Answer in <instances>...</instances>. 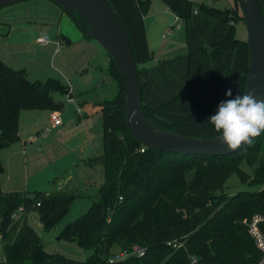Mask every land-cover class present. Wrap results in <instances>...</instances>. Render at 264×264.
<instances>
[{
  "label": "trees",
  "instance_id": "trees-1",
  "mask_svg": "<svg viewBox=\"0 0 264 264\" xmlns=\"http://www.w3.org/2000/svg\"><path fill=\"white\" fill-rule=\"evenodd\" d=\"M151 1L136 0L143 16ZM162 2L187 29L191 28L194 9L228 26L223 37L201 51L215 59L222 51L245 46V76L240 89L244 94L247 42L236 37L235 24L243 22L238 0L225 8L208 6L204 1ZM75 15L85 25L83 18ZM127 35L134 51L128 31ZM108 59L115 97L99 104L102 152L87 159L89 163L99 160L103 181L92 192L94 198L85 214L69 221L58 233L61 240L91 253L78 260L47 252L27 220L28 213L36 211L44 230L50 231L69 212L71 202L80 195L76 191L2 192L0 185V264H258L260 254L242 221L264 211V134L229 155L179 154L145 146L141 152L143 145L126 126L122 78ZM137 69L139 74L144 70L138 61ZM139 84L142 93L140 77ZM67 92L68 85L60 79L30 80L24 68H14L0 57V151L20 140L21 110H61L64 100H57L54 94L66 96ZM145 114L150 119L151 113ZM165 129L173 131L172 127ZM243 165L252 173L245 172ZM3 170L0 161V175ZM233 174L242 183L262 185V189L228 195L224 184ZM19 206L24 213L14 220L12 214ZM135 245L143 249L142 255L110 261L113 250L130 251Z\"/></svg>",
  "mask_w": 264,
  "mask_h": 264
},
{
  "label": "crops",
  "instance_id": "crops-1",
  "mask_svg": "<svg viewBox=\"0 0 264 264\" xmlns=\"http://www.w3.org/2000/svg\"><path fill=\"white\" fill-rule=\"evenodd\" d=\"M111 1L117 3L118 0ZM117 4H115L116 10L121 14L127 25L130 21L128 20L131 17L130 15L134 18V22L129 26L132 28L133 33L131 35V32H129V35L134 45L136 60L140 63V67H144L139 77L141 84L144 85L142 103L146 113H151L150 120L163 129L172 127L173 132L175 131V133L180 135L184 134L194 137H210L214 135L216 131L214 125L208 121V117L215 114L221 101L230 98L225 95L227 89H232L233 97L238 93L240 94L245 76V46L240 45L222 51L215 59H210L207 54L201 51V48L209 46L211 42L223 37L227 32L228 26L200 11L194 12L190 25L192 30L189 32L193 37L194 43L192 44V47L194 46L193 50L190 53V56L193 57L191 58L192 61L189 59L190 79H187L188 81L186 82V52L184 53L185 58L171 68L170 59L166 58V52L162 51V39L169 28L172 31L173 24L165 26V19L162 16L155 19L154 23L144 24L147 16L143 17L141 12L137 11V5H132L131 14H128L124 11L125 6L122 3ZM52 10L55 11L54 9ZM58 13L62 17H67L68 27L65 33L60 32L56 39L52 40L48 45H40L36 41L39 35L34 36L33 26L29 25L25 28H18L21 29L23 34L16 38L22 39L12 43L9 38L12 36L15 27H8L6 35L0 39V57L12 66V58H16L18 55V48L14 47L13 44L33 50L34 55L38 54L49 59L51 68L58 74V76L49 77L60 79L64 84H67V82L71 84L73 100L67 103L68 114L64 115L65 112L62 111L64 106L60 110L61 123L59 125L51 123L50 117L47 116L51 113L49 111H20V140L13 143L19 145V149H11L13 150L11 154L18 155L21 152L26 166L31 162L37 167V161L40 166H52L51 172L53 173L51 175L55 178L53 188L61 189L70 178L72 179L70 188L73 189L81 183L84 184L80 177H76L77 168L85 163L86 158L93 157L97 152L95 149L96 144H94V140L96 142L98 136L97 127L95 126L96 121L94 120L97 118H92L89 109H86L84 105L86 99L81 94L82 92L86 94L98 88L100 86L99 83L104 80L103 78H107L101 76V70L97 74L95 64L98 65V62L93 61L94 64L92 65L89 62L91 57L98 55L101 47L94 44L95 42H90V38L86 37L78 27L77 29L71 27V22H75L70 14H67L62 9ZM31 15L34 22L44 21L42 20L44 18H40L37 13ZM179 19L175 16L174 22H178ZM164 33L166 34L164 35ZM55 40L60 42L61 49L58 50ZM88 66L91 67L88 68ZM175 68H177V71L173 72L172 70ZM192 74L194 77L191 81ZM186 85H188L187 89H185ZM103 97L104 94H98L93 97L92 105H96L94 102L98 99H105ZM173 106L175 111H169L168 108ZM38 112H45L46 115L41 118L40 126L34 128L32 133L24 128L25 125L23 126L22 124V118L24 117L25 121L32 123L30 125H34V122L40 116ZM45 127L49 131L40 135V132ZM34 132L40 136L38 144L35 143ZM30 137H34V139L30 141ZM6 148H3L2 151ZM35 190L37 189L32 191Z\"/></svg>",
  "mask_w": 264,
  "mask_h": 264
},
{
  "label": "rangeland",
  "instance_id": "rangeland-1",
  "mask_svg": "<svg viewBox=\"0 0 264 264\" xmlns=\"http://www.w3.org/2000/svg\"><path fill=\"white\" fill-rule=\"evenodd\" d=\"M115 12L116 5L122 3L123 6H125V12L128 14H131L130 10L132 5H137L136 0H118L117 3L112 2L111 0H108ZM200 1V0H196ZM204 3L208 6H213L216 8H225L227 6H230L233 2V0H203ZM260 7L263 11L264 15V0H259ZM117 4V5H118ZM137 8V7H136ZM54 9L55 11H53ZM167 9V10H166ZM138 11V8H137ZM58 12H61V9L58 7V5L54 4L53 2L49 0H30L26 2H20L15 3L14 5L7 6L0 8V39H2L6 35V31L8 27H15L14 32L12 36L9 38V41L12 43L21 41L22 38H16L20 35H22L21 29H18L19 27L25 28L26 26H33L34 36H38L42 33H45L47 36H49L50 40L56 39L57 35L62 32L65 33L67 30V17H62L61 14ZM39 14L40 18H44L41 22H34L32 21L31 14ZM119 17L121 18L123 25L125 29L129 32H131V35L133 33L132 28H130V24L134 22V18L132 15L128 18L129 24L127 25L125 23V20H123L121 14L117 12ZM153 13H155L153 15ZM147 18L145 19L144 24L150 22L154 23V20L158 17H161L165 19V26L170 24H173L172 31L167 30V34L164 33L165 37L162 39V51L166 52L165 57L169 58L171 68L174 64H178V62L182 61L184 57V53L186 52V60H187V66H186V72H185V79L186 82L187 79H190L189 77V68L190 60L192 61V57L190 56V53L193 50L192 44L193 43V37L189 32L192 30L191 28L187 29L185 27L184 21L180 18L178 22H174V17L176 16L173 11H171L167 6L162 2V0H152L150 4V8L148 10V13L145 14ZM143 16V17H145ZM236 26V37L240 40H246V27L244 25V22H237L235 24ZM71 27L74 29H77L76 23L71 22ZM171 31V32H170ZM90 42H95L92 39H89ZM8 41V40H6ZM56 41V40H55ZM97 44L100 49V52L95 57H91L90 63L91 65L94 64L93 61L98 62V65L95 64V67H97V74L101 70V76H105L107 79L103 78L104 80L101 81L102 83H99L100 86L98 88L93 89L92 91L87 92L86 94H81V96L86 99L84 101V105L86 106V109H89L90 113L92 114V118L95 117L97 119H94L96 121V127L98 136L96 139V142L94 140L96 153L93 155V157H97L102 152V134H101V127L100 121H101V111H99V105H92L93 101L92 98L97 96L98 94H104L105 99H111L115 97L116 92V85L112 78L108 76V67H109V59L108 55L106 54L104 48ZM14 47L18 48V55L16 58H12V66L14 68H24L27 72V76L30 80L38 79L45 81L49 76H58V74L55 72L54 69L51 68V63H49V59H46L40 55H34L33 50L26 49L23 47L18 46L17 44H13ZM190 59V60H189ZM54 66V64H52ZM100 66V67H99ZM91 66H88L90 68ZM93 67V66H92ZM173 72L177 71V68L172 70ZM88 75V74H87ZM86 75V76H87ZM193 74L191 75V81L193 78ZM188 88V85L185 86V89ZM101 90V91H100ZM100 91V93H98ZM97 94V95H96ZM56 99L61 98V100H64V108L62 109L64 115L69 113L67 103L65 102V96H60L59 94H54ZM99 100V99H98ZM96 100V101H98ZM175 107L168 108L169 111L174 112ZM40 113V116L38 119L34 122V125H30L32 123H28L25 121L24 117L22 118V124L24 128L28 129V131L32 132L34 131V128H38L41 124V118L46 115L45 112H38ZM67 113V114H68ZM63 114V113H62ZM63 115V116H64ZM50 117V115H47ZM64 118V117H63ZM21 128V126L19 127ZM40 130V129H38ZM175 132V131H174ZM33 136L35 137V143L39 141L40 138L39 135H37L36 132H34ZM197 137V136H196ZM34 143V144H35ZM33 144V145H34ZM33 148V147H32ZM11 149H19V145L13 144L10 145L9 148L7 147L0 153V161L3 163L4 170L2 174L0 175V183H1V191L7 192V191H25L29 190L30 192L34 189L45 191V192H52L55 190L54 181L55 178L52 177L51 172L52 166H40L38 165V161L35 164L29 162L26 166V162H24L23 154L20 152L18 155L11 154ZM86 158L85 163L83 165H80L77 168L76 171V177H80V180L84 182L77 185L76 188L74 187L73 190L76 191V193L80 194L78 195L70 204L69 206V212L60 220L58 221L54 227L50 231H45L42 227L38 215L36 211H30L27 215V220L29 224L37 231L41 243H43L44 249L49 252H58L61 254H64L68 257H72L74 259L78 260H85L86 257L91 253V250H84L80 247H78L74 242H67L64 240H61L58 237V233L60 230L69 223V221H72L79 216L85 214V212L88 210L89 205L91 204L93 193L102 183L103 181V170L102 166L99 162V160L94 159L91 160V163L88 162ZM29 167V168H28ZM242 169L245 172H251V169L243 165ZM262 185H251L247 183H242L238 176L236 174L231 175V177L226 181L224 184L225 192L228 195H231L237 191H248V190H260ZM72 189V188H70ZM88 194H87V193ZM119 252V249H115L112 251L110 256H113L114 254H117ZM3 260V252H2V244L0 243V261ZM28 264V263H27Z\"/></svg>",
  "mask_w": 264,
  "mask_h": 264
},
{
  "label": "water",
  "instance_id": "water-1",
  "mask_svg": "<svg viewBox=\"0 0 264 264\" xmlns=\"http://www.w3.org/2000/svg\"><path fill=\"white\" fill-rule=\"evenodd\" d=\"M30 0H0V8ZM70 14L79 30L101 45L115 64L123 81L125 100V120L130 134L146 148L173 153L208 155L211 157L229 155L245 147L230 150L218 139L220 133L210 137H194L177 134L154 124L142 108L139 72L133 47L117 12L107 0H49ZM246 27L247 70L244 94L254 92L264 98V15L258 0H238ZM75 13L83 18L81 23ZM103 100L94 103L99 105ZM72 179L61 187L67 191Z\"/></svg>",
  "mask_w": 264,
  "mask_h": 264
},
{
  "label": "clouds",
  "instance_id": "clouds-1",
  "mask_svg": "<svg viewBox=\"0 0 264 264\" xmlns=\"http://www.w3.org/2000/svg\"><path fill=\"white\" fill-rule=\"evenodd\" d=\"M229 99L219 103L215 114L208 117L214 125L218 139L230 150H236L244 144L251 145L264 134V98L254 92L232 96V89H227Z\"/></svg>",
  "mask_w": 264,
  "mask_h": 264
},
{
  "label": "built area",
  "instance_id": "built-area-1",
  "mask_svg": "<svg viewBox=\"0 0 264 264\" xmlns=\"http://www.w3.org/2000/svg\"><path fill=\"white\" fill-rule=\"evenodd\" d=\"M189 1L195 2L196 0H189ZM196 11L197 10L194 9V12ZM36 41L40 45H48V43L51 42L49 36H47L45 33L40 34L36 38ZM55 44H56V47H58V50L62 48V46H60L59 41H56ZM67 85H68V92L66 93V96H65V102L69 103L73 100V97L71 95V84L67 82ZM50 112H51L50 113L51 123L53 125H59L61 123L60 110H51ZM47 131H49L47 127L43 128V130L40 132V135ZM33 139L34 137H30L29 140L31 141ZM144 149L145 147L143 146L142 148H140V151L143 152ZM23 213H24L23 207L19 206V208L16 209L15 212L12 214V219L14 220L18 219ZM242 222L246 228L248 235L253 239L254 244L258 250V253L260 254L259 259H258V264H264V211L254 212L253 214L248 216L247 219H244ZM135 254L142 255L143 249L135 245V247H133L130 251L119 250L117 254H114L113 256L110 257V261H119L120 259L126 258L127 256H130V255H135Z\"/></svg>",
  "mask_w": 264,
  "mask_h": 264
}]
</instances>
